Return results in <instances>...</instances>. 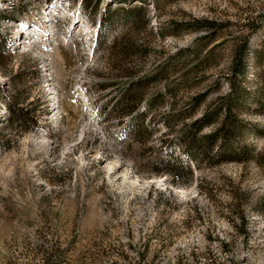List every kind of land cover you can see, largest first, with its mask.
Masks as SVG:
<instances>
[{"label": "rangeland", "instance_id": "1", "mask_svg": "<svg viewBox=\"0 0 264 264\" xmlns=\"http://www.w3.org/2000/svg\"><path fill=\"white\" fill-rule=\"evenodd\" d=\"M96 1L0 0V264H264V0Z\"/></svg>", "mask_w": 264, "mask_h": 264}, {"label": "trees", "instance_id": "2", "mask_svg": "<svg viewBox=\"0 0 264 264\" xmlns=\"http://www.w3.org/2000/svg\"><path fill=\"white\" fill-rule=\"evenodd\" d=\"M123 1L126 3L125 0H123ZM100 2H101L100 0H97L96 4H95V7H98ZM86 6H88V5H86ZM110 11H111L110 7L105 9L104 13L102 14V16L100 18V23H99V28H98V30L100 31V34H101L102 28L106 24L107 14ZM118 11H124L126 13H130L138 21L141 18V16L145 14L146 6H142V5L141 6L122 5V6H119L116 9V12H118ZM172 26H173L174 32L175 31H179L182 28L193 29L195 27H203L204 26V28L207 31V34L205 36H203L201 38V40L209 41V40H211L212 38L215 37L216 29L219 26V24H217L216 21L210 20L208 18H193L192 20H184V21H180V22H178V21L173 22ZM164 33H165L164 31H161V35H165ZM100 34H98V35L101 36ZM122 38H123V36H121L119 40L115 41L114 46L119 44V42H120V40ZM247 46H248V43L245 41L237 49V52H236L237 56H236L235 62H236V64H239L240 66L243 65V59H244V55L246 53ZM262 79H263V83H264V71L262 73ZM147 80H149V79H147V78L146 79L145 78L144 79L139 78L137 80H133L132 79L131 80L132 82H131L129 88L127 89V91H126V94L124 96H121V98H118L116 100V102H115V105L117 107L119 105H121L123 107V109H125L127 114H130L134 110H136L137 109L136 107L138 106V104H136L135 101H136V99L138 100V97H139L138 95L140 93L139 89L142 87V84L145 83V81H147ZM262 89L264 91V86H263ZM200 97H202V96H199L197 99H199ZM139 100H140V98H139ZM261 101L262 100H260V103H261ZM8 105H9L10 113L16 119V121L17 120L21 121V122L30 121L29 124H34L35 123V121L28 116L27 110L21 108L20 106H15L12 103H8ZM216 110L217 109L208 110L200 120H197L194 123L195 127L193 129H190L187 132V138L190 139V145L192 146V148L194 147V148L203 149L201 147V145L198 144L200 142V138L197 137L196 131L198 129H200L202 126H204L206 124H209L210 122H212L215 119V117L217 116V113H218L217 112L218 110L217 111ZM239 127H240L239 119L234 113H232L231 105H228V114H227L226 120H225L224 125H223L221 130L223 132L227 133V135H230V134H233L236 130H238ZM218 134L219 133L214 132V133H211V134L207 135L206 137H204V139H202V140H207V142H208V145L206 146V149L203 150L204 154L207 153L208 151H210L212 142H214L216 140Z\"/></svg>", "mask_w": 264, "mask_h": 264}, {"label": "bare ground", "instance_id": "3", "mask_svg": "<svg viewBox=\"0 0 264 264\" xmlns=\"http://www.w3.org/2000/svg\"><path fill=\"white\" fill-rule=\"evenodd\" d=\"M54 20V19H53Z\"/></svg>", "mask_w": 264, "mask_h": 264}]
</instances>
